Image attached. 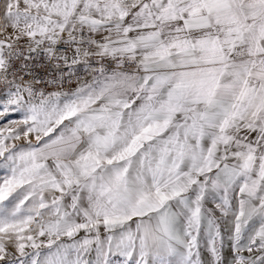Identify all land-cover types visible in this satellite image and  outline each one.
I'll return each instance as SVG.
<instances>
[{"label": "snow or ice", "instance_id": "snow-or-ice-1", "mask_svg": "<svg viewBox=\"0 0 264 264\" xmlns=\"http://www.w3.org/2000/svg\"><path fill=\"white\" fill-rule=\"evenodd\" d=\"M11 113L0 264H264V0H0Z\"/></svg>", "mask_w": 264, "mask_h": 264}, {"label": "rangeland", "instance_id": "rangeland-1", "mask_svg": "<svg viewBox=\"0 0 264 264\" xmlns=\"http://www.w3.org/2000/svg\"><path fill=\"white\" fill-rule=\"evenodd\" d=\"M15 119H19V115L17 113H11L5 120H0V126H3L5 123H7V120H15Z\"/></svg>", "mask_w": 264, "mask_h": 264}]
</instances>
